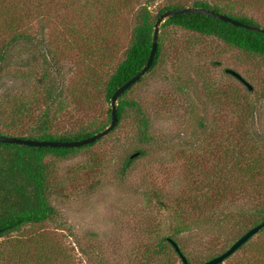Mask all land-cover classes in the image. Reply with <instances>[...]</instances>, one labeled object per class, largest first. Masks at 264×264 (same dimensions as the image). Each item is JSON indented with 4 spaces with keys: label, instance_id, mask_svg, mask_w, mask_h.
Masks as SVG:
<instances>
[{
    "label": "rangeland",
    "instance_id": "rangeland-1",
    "mask_svg": "<svg viewBox=\"0 0 264 264\" xmlns=\"http://www.w3.org/2000/svg\"><path fill=\"white\" fill-rule=\"evenodd\" d=\"M166 1L138 3L148 4L154 15ZM43 5L42 19L29 29L35 40L13 46L0 71V130L22 104L27 109L15 123L17 134L36 131L45 118L52 133L107 120L111 104L104 84L130 44L136 6L110 23L98 9L84 8L83 1L45 0ZM251 13L264 22V11ZM160 37L156 67L124 97L136 101L141 112L129 107L94 145L66 159L48 157L60 183L49 196L56 213L23 232L54 237L68 248L72 264H131L147 243L175 231V200L188 195L189 179L215 168L225 136L244 125L264 135V58L180 27H160ZM143 116L149 123L145 131ZM140 149L145 154L125 168L126 159ZM248 202H227L218 212ZM189 220L179 244L194 260L225 251L241 234L232 226L205 223L197 212ZM260 234L264 230L250 242ZM6 239L0 238V247Z\"/></svg>",
    "mask_w": 264,
    "mask_h": 264
},
{
    "label": "trees",
    "instance_id": "trees-1",
    "mask_svg": "<svg viewBox=\"0 0 264 264\" xmlns=\"http://www.w3.org/2000/svg\"><path fill=\"white\" fill-rule=\"evenodd\" d=\"M70 1L74 3V0ZM82 1L84 8L98 9L102 19L110 23L115 22L116 15L122 14L124 9H131L132 5L137 8L130 44L124 57L104 84L103 93L110 104L114 92L139 73L147 63L155 22L167 10L187 6L204 7L213 12L226 14L244 24L264 28L263 20L257 19L251 13L263 12L264 0H167L154 15L148 4L141 5L138 0H77V5ZM44 3L45 0H0V71L6 66L13 46L22 41L35 40L29 29H33V20L42 19L46 7ZM168 26L216 37L236 50L264 58L262 31L247 29L196 13L169 16L160 27ZM161 52L159 33L157 51L147 73L156 67ZM135 84L128 87L118 99L117 124L127 108L133 107L141 112V107L136 101L124 99ZM47 93L48 100L52 101L54 95L50 89ZM22 107L24 108H17L16 116L5 124L0 134L38 140L70 141L90 137L105 129L111 122L109 107L106 121L93 120L87 125L80 124L76 130L52 133L49 131L50 121L45 118L36 131L17 134L19 130H16L15 123L22 121V114L27 109L25 104H22ZM141 122L145 131L149 126L145 116L141 118ZM96 141L68 148L0 142V238L7 237L5 245L0 247V264H72L68 248L54 237L44 231L31 233L23 231L28 226L44 224L56 213L49 196L60 183L53 172V163L51 160L48 161V157L66 159L94 145ZM222 141L223 144L216 150L218 158L215 168L208 172L201 171L196 177L189 179L188 195L175 200L177 210L175 231L168 236H157L154 243H147L142 255L138 253L131 264H184L169 238L178 244L188 262L192 264L203 263L222 253L214 252L205 258L194 260L179 244L181 234L190 227V216L196 212L198 216L204 217L205 223L232 226L241 233L239 237L264 220V135L253 131L251 126L247 128L244 125L225 136ZM144 154V150H138V155ZM138 155L127 158L125 168L129 167ZM243 199L247 202L250 200L248 206L242 205L231 211L218 212L222 204L227 202L233 204ZM263 230L264 228L260 232ZM251 239L237 250L239 252L246 247L244 253L237 257L231 255L233 256L231 259V256L226 259H230L228 264H264V234H260L253 242H250ZM235 240L234 238L232 243Z\"/></svg>",
    "mask_w": 264,
    "mask_h": 264
},
{
    "label": "water",
    "instance_id": "water-1",
    "mask_svg": "<svg viewBox=\"0 0 264 264\" xmlns=\"http://www.w3.org/2000/svg\"><path fill=\"white\" fill-rule=\"evenodd\" d=\"M183 13H196V14H205L214 18H218L220 20H223L225 22H229L233 25L244 27L251 30L256 31H262L264 32V28L259 26H253L249 24H244L239 20H236L234 18H231L230 16L213 12L207 8L204 7H195V6H187L183 8L178 9H170L165 12H163L156 20L155 26H154V33H153V40H152V47L150 50V54L147 60V63L145 66L141 69L139 73H137L135 76H133L131 79H129L127 82H125L123 85H121L112 95L111 97V122L110 124L103 130L95 133L94 135L79 139V140H70V141H54V140H38V139H29V138H21L17 136H10V135H3L0 134V142L1 143H15L20 145H28V146H49V147H80L92 142H95L96 140L108 135L117 124V102L119 97L123 94V92L130 87L131 85L135 84L142 76H144L149 68L151 67L153 63V59L155 57L157 46H158V37L160 33V26L165 21L166 18L172 15L176 14H183ZM227 73L232 74L237 79H239L241 82H243L250 90H252V86L242 77L240 73L237 71L227 68ZM138 155V152L131 155V157H135ZM264 228V220H262L259 224L251 227L248 229L245 233H243L240 237H238L225 251L220 253L219 255L203 262L200 264H218L224 262L228 257L233 255L243 244L248 242L254 235L258 234L262 229ZM169 241L174 246L175 250L178 252L179 256L181 257V260L184 262V264H192L188 262L185 255L181 252L180 247L178 244L169 238Z\"/></svg>",
    "mask_w": 264,
    "mask_h": 264
}]
</instances>
